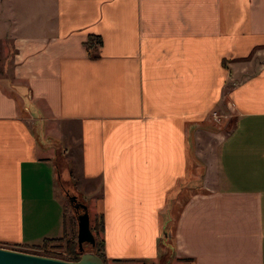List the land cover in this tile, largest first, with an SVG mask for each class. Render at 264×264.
I'll use <instances>...</instances> for the list:
<instances>
[{
  "label": "crops",
  "instance_id": "crops-1",
  "mask_svg": "<svg viewBox=\"0 0 264 264\" xmlns=\"http://www.w3.org/2000/svg\"><path fill=\"white\" fill-rule=\"evenodd\" d=\"M63 161L108 258L264 264V0H0V246L71 227Z\"/></svg>",
  "mask_w": 264,
  "mask_h": 264
},
{
  "label": "rangeland",
  "instance_id": "rangeland-1",
  "mask_svg": "<svg viewBox=\"0 0 264 264\" xmlns=\"http://www.w3.org/2000/svg\"><path fill=\"white\" fill-rule=\"evenodd\" d=\"M218 111H215L214 114L210 115V125L216 126L217 128L222 129V133H225L228 131L231 126L233 125V121L235 118V112L233 109V106L230 102H227L223 105L222 108H218ZM62 168L60 169V179L61 183L64 186L58 187L57 184V195L61 197V199L64 202L67 216L71 219V227L65 231L63 236L61 237V240L58 241H48V242H41L38 245L34 246H20L19 249L23 251L28 252H34L39 254H46V255H52L64 259H76L79 257L80 252L76 248V236H77V222L76 217L73 211V208L70 206L68 197L66 193L69 194H76L77 198L87 204L88 211H89V219H90V225L94 226L98 224L99 219L101 220L102 215L101 212L98 211V208H95L93 205V199H89L88 197L83 196V194L77 190L75 186V177L71 173L70 165L65 163L64 161L61 164ZM95 201V200H94ZM94 233L96 235V239H102V230H95ZM165 233V231H164ZM93 234V235H94ZM161 242V239L159 243ZM84 250L85 251H92L95 253L104 252V249H99L95 245L90 244L89 242L83 243ZM70 248V249H69ZM73 248V249H72ZM76 253V254H74ZM105 255V253H104ZM104 262L107 264H145L142 263V261H128V260H116L108 258L107 256L103 259ZM168 264H179L178 261L173 260V258L170 259ZM146 264H151V262H148ZM152 264H157L156 262H153Z\"/></svg>",
  "mask_w": 264,
  "mask_h": 264
},
{
  "label": "water",
  "instance_id": "water-1",
  "mask_svg": "<svg viewBox=\"0 0 264 264\" xmlns=\"http://www.w3.org/2000/svg\"><path fill=\"white\" fill-rule=\"evenodd\" d=\"M66 194L77 221L76 241L80 252L79 257L77 259H64L0 246V264H107L95 252L83 249L84 242L95 243V237L90 229L88 207L77 198L76 194Z\"/></svg>",
  "mask_w": 264,
  "mask_h": 264
},
{
  "label": "trees",
  "instance_id": "trees-1",
  "mask_svg": "<svg viewBox=\"0 0 264 264\" xmlns=\"http://www.w3.org/2000/svg\"><path fill=\"white\" fill-rule=\"evenodd\" d=\"M95 40V42H97L98 44H100L101 43V39L100 38H98V36H92V35H90L89 36V39H88V41L87 42H85V46H86V48L87 49H89L90 48V46H91V43H92V41H94ZM90 229H91V231L93 232V234L94 233H96V232H94L95 230H102L103 229V223H102V218H101V220L99 219V222H98V224H96V225H94V226H91L90 225ZM94 237H95V243L94 244H92V245H95L96 247H98L99 249H103V247H104V241H103V239H96L97 237H96V235L94 234ZM58 240H61V237L60 238H45V239H43V241L42 242H48V241H58ZM76 248H77V250H78V247H77V241H76ZM70 249V248H69ZM73 249V248H72ZM74 254H76V253H74ZM96 254H98L101 258H102V260L104 259V257H105V255H104V252H97ZM77 259V258H76Z\"/></svg>",
  "mask_w": 264,
  "mask_h": 264
}]
</instances>
